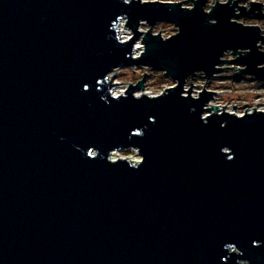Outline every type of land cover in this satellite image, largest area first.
<instances>
[{
    "label": "water",
    "instance_id": "water-1",
    "mask_svg": "<svg viewBox=\"0 0 264 264\" xmlns=\"http://www.w3.org/2000/svg\"><path fill=\"white\" fill-rule=\"evenodd\" d=\"M182 1L0 0V264H264V109L184 88L227 62L264 81V33L236 20L264 4ZM132 65L175 83L115 93Z\"/></svg>",
    "mask_w": 264,
    "mask_h": 264
},
{
    "label": "rangeland",
    "instance_id": "rangeland-1",
    "mask_svg": "<svg viewBox=\"0 0 264 264\" xmlns=\"http://www.w3.org/2000/svg\"><path fill=\"white\" fill-rule=\"evenodd\" d=\"M255 1H259L264 4V0ZM214 2L215 0H206L203 7L205 8V10L209 9V4L212 5L214 4ZM248 2L249 0L240 1V3L245 5H247ZM182 6L191 7L192 1L184 0L182 1ZM120 20L124 21L123 19ZM236 20L241 21L244 24H255L260 27L261 33H264V17L256 18L250 14L248 16H239L236 18ZM147 28H149V25L145 21L141 22L139 30L145 31ZM129 31L132 35L133 32L130 29ZM151 31L157 33L159 32L162 37H166L174 34L177 31V27L172 23L165 21L156 22L152 25ZM137 41L140 42V37L137 39ZM259 48L264 50V40L259 42ZM223 57L225 59H230L234 57V55L229 50L223 54ZM231 65L235 66L230 67ZM221 66L224 67H219V69L215 71L216 73L208 79L204 76L203 72L200 71L196 72L195 75H188L184 83V88H189L190 82L191 84H194L191 85L192 90H190V93L194 96H198V90H201L203 86L208 90L211 89L215 91L213 93V98L210 100L211 103L208 102L206 105L207 107H210V104H217L219 107L217 111L226 110L231 113H242L245 108L253 110V107H255V109H264V81H261L254 75L245 74L242 72L233 74L238 70V67H241V65L237 63L227 62ZM143 71L146 72L144 74V77L142 74ZM110 76L113 77L114 82H118L115 86H119V88L123 90L128 87V84L135 83L143 77L142 81L144 88L142 90L137 89L135 91L136 94L143 91L148 95H155V93L164 91L166 87L174 85L175 83V80H173V78H171L169 75L162 73V71L157 70L156 68L153 69L144 65L117 67L110 71ZM223 105L226 106H224L223 108ZM118 152H120V157H126L130 162H133L136 157H140L136 149L134 150L124 148L122 150H119Z\"/></svg>",
    "mask_w": 264,
    "mask_h": 264
},
{
    "label": "bare ground",
    "instance_id": "bare-ground-1",
    "mask_svg": "<svg viewBox=\"0 0 264 264\" xmlns=\"http://www.w3.org/2000/svg\"><path fill=\"white\" fill-rule=\"evenodd\" d=\"M117 32L119 34V37L121 39H128L131 37V32L129 31V28L125 25V22L122 20H119L118 26H117ZM134 45H133V53L135 56H139L141 53L140 51H142L143 48V43L139 42V41H134ZM139 46V47H137ZM108 76L110 77V73L108 74ZM114 92L115 93H121L123 89H120L119 86H114ZM145 92H141V93H137V94H144ZM211 103V102H210ZM213 105H217V104H213ZM216 109H219L218 105L216 106ZM211 111H213L212 108H210L209 111L204 112L205 113H210ZM114 157H120V152L118 151H113L111 158Z\"/></svg>",
    "mask_w": 264,
    "mask_h": 264
},
{
    "label": "built area",
    "instance_id": "built-area-1",
    "mask_svg": "<svg viewBox=\"0 0 264 264\" xmlns=\"http://www.w3.org/2000/svg\"><path fill=\"white\" fill-rule=\"evenodd\" d=\"M240 3V2H239ZM240 4H242V3H240ZM242 5H245V4H242ZM247 8H249V5L247 4V5H245ZM239 10L238 9H236V12H238ZM124 91V90H123ZM122 91V92H123ZM121 92V93H122ZM162 92V91H161ZM158 93H160V92H158ZM158 93H155V94H158ZM118 94V93H117ZM136 94V93H135ZM136 95H138V94H136ZM149 95H151V96H154V94H149ZM260 110H263V109H260ZM253 111V109H246L245 111L243 110V112H252ZM220 112V111H219ZM243 112L242 113H236L237 115H241V114H243ZM203 115H205V114H203ZM140 159V157H136L135 158V160L133 161V163H135L136 161H138Z\"/></svg>",
    "mask_w": 264,
    "mask_h": 264
},
{
    "label": "flooded vegetation",
    "instance_id": "flooded-vegetation-1",
    "mask_svg": "<svg viewBox=\"0 0 264 264\" xmlns=\"http://www.w3.org/2000/svg\"><path fill=\"white\" fill-rule=\"evenodd\" d=\"M263 8H264V6L262 7V11L264 12Z\"/></svg>",
    "mask_w": 264,
    "mask_h": 264
}]
</instances>
